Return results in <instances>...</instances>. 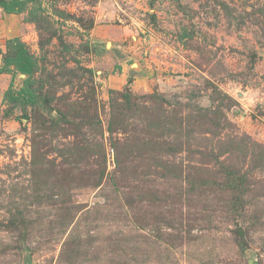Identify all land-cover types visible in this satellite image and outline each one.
I'll use <instances>...</instances> for the list:
<instances>
[{
  "label": "rangeland",
  "instance_id": "374dc122",
  "mask_svg": "<svg viewBox=\"0 0 264 264\" xmlns=\"http://www.w3.org/2000/svg\"><path fill=\"white\" fill-rule=\"evenodd\" d=\"M0 264H264V0L0 8Z\"/></svg>",
  "mask_w": 264,
  "mask_h": 264
},
{
  "label": "trees",
  "instance_id": "16d2710c",
  "mask_svg": "<svg viewBox=\"0 0 264 264\" xmlns=\"http://www.w3.org/2000/svg\"><path fill=\"white\" fill-rule=\"evenodd\" d=\"M32 1L36 0H0V8L9 13H19L24 11L28 3ZM6 46L7 50L3 53V67L1 70H15L31 77L39 66L36 56L29 50L26 43L20 37H13L7 40ZM29 77L27 85L19 90L20 94L27 95V93H30L28 89L31 85Z\"/></svg>",
  "mask_w": 264,
  "mask_h": 264
}]
</instances>
